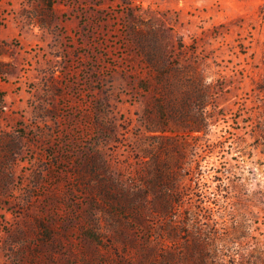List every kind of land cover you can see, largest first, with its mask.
<instances>
[{
	"label": "rangeland",
	"instance_id": "1",
	"mask_svg": "<svg viewBox=\"0 0 264 264\" xmlns=\"http://www.w3.org/2000/svg\"><path fill=\"white\" fill-rule=\"evenodd\" d=\"M165 192L264 250V0H0V264H143Z\"/></svg>",
	"mask_w": 264,
	"mask_h": 264
},
{
	"label": "trees",
	"instance_id": "2",
	"mask_svg": "<svg viewBox=\"0 0 264 264\" xmlns=\"http://www.w3.org/2000/svg\"><path fill=\"white\" fill-rule=\"evenodd\" d=\"M191 163H189L190 166L186 169L187 173L184 176L190 177V181L200 192L207 186L206 184L201 185L202 173L192 169ZM161 175L160 169L157 168L156 185H162ZM170 177V181H174L176 177L174 171L170 172ZM217 188L219 189V187ZM158 192L161 191H156L154 194ZM175 196V193L167 195L165 192L161 196L162 200H158L154 208L159 216L168 218L171 222L176 220L172 232L167 237L163 235L154 236V234L124 236L122 241L125 248L134 249L137 255L142 258L143 264H176L177 258L183 257L185 254H188L189 260L198 255V264H237L236 259L231 256L234 242L229 237L230 231L224 226L225 222L223 224L218 221L213 224L209 222L211 218L208 214H211V210L204 204L205 200H202L197 206L185 208L184 212L180 213L175 205ZM199 196H203V193ZM136 204L133 209L141 207V204ZM130 209V206H122L121 208L124 213ZM220 209L222 208L220 207ZM138 214L141 217V213L138 212ZM220 217L223 219L222 216ZM88 237L98 242L99 245L103 243V238L92 231L89 232ZM158 247L162 252L160 253L162 259H152V253ZM227 256L231 260H226ZM210 259L211 261H209ZM238 264H242V262ZM247 264H264V250H260L257 255H250Z\"/></svg>",
	"mask_w": 264,
	"mask_h": 264
}]
</instances>
